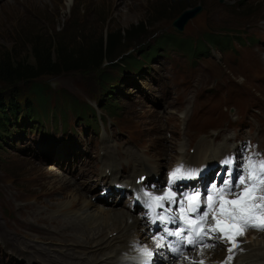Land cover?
<instances>
[{
  "label": "rangeland",
  "instance_id": "obj_1",
  "mask_svg": "<svg viewBox=\"0 0 264 264\" xmlns=\"http://www.w3.org/2000/svg\"><path fill=\"white\" fill-rule=\"evenodd\" d=\"M212 1L172 0L171 2H164V9L160 10L159 0H0V60H5L8 55L11 57L12 63H21L22 65L35 68L37 58L34 53V47L38 45H44L47 50L52 46L53 50L60 49L67 52H73L72 49L87 51L89 46L96 44L97 41H105L110 32L121 30L124 33V30L131 25L143 21V29L137 37L139 40L148 41L150 43L148 48L137 51L139 47L136 43L137 40L133 41L135 37L127 43V45L129 44L128 53L134 54L133 57L135 58H140L146 51L155 50L163 34L172 32L169 28L172 27L174 19L186 8H190L193 5H201L204 9L203 3L209 2L208 13L202 18L201 23L191 24L190 30H197L203 22L222 21L225 18L226 7L216 6ZM218 1L225 2L226 0ZM229 1L230 4H233V6L231 5V10L234 13L232 23L228 25L230 33L236 34L242 31L245 34H250L255 32L259 38L253 43L251 49H237L241 60L239 68L234 73L243 74L246 71L249 60L254 57L253 54L257 52L260 59L261 54L264 52V26L259 23L260 20H264V0ZM243 2L251 3V11L243 9L245 5ZM155 11L157 13L165 12L158 15L161 18L157 20V16L153 17ZM252 11H255L253 19H241V15H246L247 17ZM147 18H149L148 21H144ZM254 36L255 34L250 35V37ZM207 42L213 45V42L209 40ZM258 46H261V49H258ZM233 57L234 54L231 58ZM244 57L246 58L244 59ZM212 59L215 60V67L223 65L225 70L230 71V64H225L218 54L213 53ZM107 63L105 61L100 66L64 71L59 75H52V77L43 76L40 77L43 80L33 82L45 84L46 89L43 91V95L49 94L51 102H53L55 95L58 94L82 98L91 97L98 105L103 104L109 96L115 97L114 101L118 105L120 113L108 114L105 110L107 132L100 131V116L103 113L99 110L98 119L94 118L91 121L94 127L86 126L87 122H83V117L77 116L74 112H69L67 123L62 121L55 126H52L50 122L48 124H38L39 130L43 126L49 131L34 134L31 131V124H19L16 128L17 130L23 129L22 133L14 131V136L9 138L0 137V179H5L11 185L14 178H21L25 173H29L34 178L29 184L32 185L37 181L36 176H39V173H43L42 181L40 182L41 189L38 191L33 188L18 187L17 185L14 187L13 184V192L15 188L17 189L15 199L20 201L15 203L14 207L20 215L15 217L14 222L6 219V222L3 223L0 219V241L2 243L0 253L4 251L6 254V249H11L27 259L26 255H28L29 251H45L52 255L48 256L59 260L58 255L60 253H64L67 248H72V246H67L66 242L67 240L76 241L75 234L64 238L62 240L64 245L61 247H52V244L40 242L46 236L42 235L38 238L32 231H29L27 235L21 231L22 228L37 231L39 228H44L45 224L49 226L52 224L51 221L59 218V215L52 217L55 213H60L61 216L64 215L60 212L61 208L64 206L67 209L73 207L72 204L64 202L65 197L69 195L68 191L65 188L58 187L61 175L54 170L46 172L52 170V167L55 166L53 163L70 165V168L76 171L77 168L80 169V164L84 162V172L92 175L90 174L89 177V175L82 174V176L88 177L86 178L87 180L96 179L95 165L101 167L99 162L101 158L99 156L95 157L93 151L101 148L103 142L108 141L109 138L110 142L107 143L115 144L121 139L123 142L139 149L147 142L158 145L162 143L164 146L166 143L165 136L170 134V131H164L168 127L174 134L170 142L176 143L178 141L177 132L179 127L185 139L190 136L186 128L189 117H192V122H195L196 125L204 126L207 122L209 110L218 99L221 100V109L226 112H229L235 104V100L224 98L221 94L214 92L215 89L208 86L216 78V73L213 69L205 72V81V77L200 75V63L198 61L195 63L191 62L185 54L172 47L164 49L163 46H159L158 53L154 55L147 65H143L140 70L130 65L112 69V64L109 65ZM106 70L112 71L113 75L109 83L110 86L107 87L100 79V76ZM263 74L262 70L253 69L249 87L253 86L260 91L261 83L257 80L259 77L254 78V76ZM114 78L116 82L113 81ZM217 81L222 84L223 88L234 93L237 99L240 98V94L244 93V91L237 92V90L232 88L234 81L227 73L219 75ZM16 91L20 92L22 102L26 101L28 96L36 99L30 85L22 82L0 83V96L1 94L9 95ZM91 92H93V95H90ZM261 95L264 96L262 93ZM35 106L37 112L44 119L47 118L48 114H52L56 110L54 105L45 104L44 100L35 103ZM243 107L245 110L249 108L250 110H256L252 98L244 99ZM57 112L60 116L63 115L61 108L57 109ZM223 116L224 114L219 111H211L209 118L217 123ZM108 117H113L114 121L110 123V126ZM262 122L264 124V120ZM222 129L228 130L227 127L220 130ZM248 131L253 135L256 134L257 136H255L264 144V129L248 128ZM104 137L106 140L103 139ZM169 147L170 145H166L158 149L149 145L143 154L136 151L139 155V161L143 159L148 162V166L155 168L153 177L159 176L161 170L169 164V160L164 159L165 155L168 154ZM220 147L217 146L213 149L219 150ZM128 148L130 147H120L117 152L121 155V152H125ZM111 151L112 156L116 157V152L113 148ZM125 157L128 158L127 155ZM31 160L38 161L33 162L31 167L37 169L39 173L26 167L28 161ZM106 161L116 163V159L110 160L107 158ZM61 165L58 166V169L62 172ZM209 166H211V163H209ZM80 171L82 172L83 170L81 169ZM117 171L116 177L118 180L127 182L131 179L130 176L125 179V174L121 173L120 169H117ZM52 175H55L56 178L52 179ZM101 175V180L112 186L111 192H117L113 187V177L102 173ZM95 182L96 180H89L91 184ZM98 182L100 183V181ZM95 186L97 184L89 188L86 185V189L88 188L87 191H89ZM84 190L78 182L73 185L71 191L72 193L74 192L73 194H78ZM99 191V188L94 190V192ZM4 194L5 192L0 186V198ZM84 194L87 196L84 199L85 201L93 200L88 193ZM70 197L72 196L69 195L65 200ZM73 198L75 199V197ZM82 200L73 207L72 212L79 211L76 209L79 206H81V209L83 208ZM5 201L13 203L10 198L5 199ZM107 201L98 205L106 208L115 207L113 204L105 206ZM118 206H123V199L118 201ZM122 210L126 211V213L128 210L131 211L130 209ZM83 212L84 216H91L92 214V211L83 210ZM79 213L82 214L80 211ZM98 218L99 216L90 217L91 222L95 220L94 227H98L96 225ZM114 223L110 225L112 230H106L104 234H110L116 230L113 226ZM112 247L114 248L115 246ZM118 248L119 245L113 249L115 254L117 252V255H126L124 252L119 251ZM19 250L23 252L21 253ZM9 255H11L9 259L12 257V260L21 261V258L11 253ZM69 255V258H65V253L61 256L64 258V262H61V264H82L78 260H72L70 253ZM6 257L7 254L3 260L0 259V264H9ZM41 258L42 256L40 260ZM157 258L160 260V256H157ZM39 264L41 263L39 262Z\"/></svg>",
  "mask_w": 264,
  "mask_h": 264
},
{
  "label": "snow or ice",
  "instance_id": "obj_2",
  "mask_svg": "<svg viewBox=\"0 0 264 264\" xmlns=\"http://www.w3.org/2000/svg\"><path fill=\"white\" fill-rule=\"evenodd\" d=\"M222 163L227 166V178L219 186L213 183L207 194L193 191L185 193L179 200L176 199V192L169 194L167 190L162 196H153L152 192L144 194L153 197L157 206L161 208H164V205L159 203L162 200L178 205H182L184 200L188 201L189 215L186 217H178L171 207L164 209L165 212L172 213L167 219L163 212L156 214V219L152 220V223L159 221L165 225L169 222L176 224L179 219L187 222L175 230L165 226L161 239L169 236L176 239L167 245L157 244V247L166 246L177 256L188 248L198 249L197 255L203 256L206 250L210 251L218 245H224L226 255L217 264H232L236 253L243 251L241 238L245 230L255 228L264 231V203H257L264 201V156L252 153L243 157L239 174L233 172V165L236 163L234 157L226 158ZM199 174L200 170L185 169L184 165H179L169 174L168 187L171 188L177 179H195ZM226 194L233 198H226ZM145 203L152 207L147 201ZM217 203L218 209L215 208ZM173 244L177 246L173 247ZM139 251L146 257L154 255L147 247L140 248ZM183 258L189 260L190 264H208L204 259L187 256ZM139 264H150V260H141Z\"/></svg>",
  "mask_w": 264,
  "mask_h": 264
},
{
  "label": "bare ground",
  "instance_id": "obj_3",
  "mask_svg": "<svg viewBox=\"0 0 264 264\" xmlns=\"http://www.w3.org/2000/svg\"><path fill=\"white\" fill-rule=\"evenodd\" d=\"M258 49H261V46H258ZM253 56L254 57H252L249 60V64L246 68V71L243 72L245 76V82L243 83V88L248 87L250 85V81L253 75V69L257 68L264 72V67L262 66L260 62L257 52H255ZM245 58L246 57H244V59ZM235 73H238V72H235ZM257 80L259 81V83H261L260 91L262 94H264V74L261 75ZM226 132L227 131L225 129H222L217 133H214L212 131H207L206 137L209 141H212V140L216 141V140L221 139L225 135ZM240 133H243V130L240 131ZM105 142L107 143V141ZM111 149L112 148L109 145L105 146L104 154L110 160H115L116 157L112 156ZM226 151H227V145L224 144L219 148V150L213 149L207 159L219 158ZM116 154L119 156V158H124L127 155L129 158L128 163H127L128 165H130L132 161H137V164L140 166L139 167L140 169H145L150 174L152 175L154 174L155 168L148 166V162L147 161L145 162V160L143 159L139 161V155L136 151L128 148L125 150V152H121V155H119L118 152ZM111 163L115 165H112ZM153 164L155 166L154 162ZM61 167L63 169L68 168L66 165H63V164L61 165ZM124 167L125 165L122 166L123 169ZM117 169H119L117 163L106 161L103 170H101V173L106 176H112L113 185L115 182H121V183H126V184L134 183V179L132 178L128 180L127 182H124L123 180H118V178L116 177V173L118 172ZM59 175H61L59 177V181H61V185L58 186L59 188H65V186H71L74 183V179L72 177H69V176L65 177V175L62 173L61 174L59 173ZM69 192L70 191H68V193ZM74 197L75 199L72 198L70 202H68L69 204H72L73 207L76 204H78L81 199H83L82 203L84 204L82 210L88 211V207H90L93 204L92 200L91 201L84 200L85 197H87L85 194L78 193V196H74ZM73 207L67 209V207L64 206L63 208H61L60 212L63 213L64 215L61 216L60 213L59 214L55 213V215L52 217H56L57 215H59V218L55 219V221H51L52 224L49 226L45 224L44 228H39L37 231L31 230V229H24V228H22L21 231L26 235L29 233V231H32L37 235L38 238L42 235L46 236V238L43 241L39 240L40 242H44V244H55V243L63 244L62 240L64 238L75 234L74 236L76 238V241L67 240L66 245L68 244L74 245L78 243H84V244L90 243V245L94 247L95 250H102L104 248H109V247L113 248L112 246L117 247L119 245V248H118L119 251H122L126 254V255H120L119 257L117 255V252L114 255L106 256V257L99 256L97 254H92L89 256V255H86L83 250H80V249L76 250L73 246L72 248H67V250L64 252L66 255L65 258H69L70 257L69 253H70L72 256V260L74 261L78 260L79 262H82V264H97L98 261H101V260L104 261V264H124L127 258L130 256L126 252L130 248V242L132 241V239L135 236L146 238L145 236L146 225L132 211L128 210L126 213V211L119 209V208H115V207L106 208V207L97 205L96 208H93L91 216L90 215L84 216L83 213L85 214V212L83 213L81 212L82 214H80L79 211L72 212ZM105 211L106 213L117 212V215L113 219H110L105 214ZM93 216L101 217L100 223L96 224L98 227H94L93 225L95 220L92 222L90 221V217L92 218ZM109 221H111V223H109ZM113 223H114L113 226L116 228V230H114L116 231V234L115 235H110L109 233L104 234L106 230H112L110 225ZM252 232L253 231L246 232L245 235L241 238L244 241H246L248 238L249 241L245 244L247 253L238 255L237 263L260 264L258 263V261L264 259V254H263L264 233L253 232L254 235H251L248 237V234ZM76 233H79V234H76ZM22 252L23 251H21V253ZM64 253H60L61 255L60 254L58 255V258L60 259L57 260V259H53L52 257H50L52 255H50V253H47L45 251H36V252L29 251L28 255H26V258L28 260H38L41 264H61V262H64V258L61 257L63 256ZM197 253H198V250L194 252V255H190V257H194L195 259L202 258L206 260L208 264H217V262L220 261L221 258L226 255L225 249L222 245H219L215 249L210 250V251L206 250L205 255L203 256L197 255ZM161 255H164V250H159L158 256H161ZM5 256L6 254L4 251L0 253L1 260H3ZM41 256L42 258L40 260ZM156 259L160 261L157 257ZM175 264H178V263H175ZM181 264H190V261L184 260Z\"/></svg>",
  "mask_w": 264,
  "mask_h": 264
},
{
  "label": "trees",
  "instance_id": "obj_4",
  "mask_svg": "<svg viewBox=\"0 0 264 264\" xmlns=\"http://www.w3.org/2000/svg\"><path fill=\"white\" fill-rule=\"evenodd\" d=\"M160 10L164 9V2H171L172 0H159ZM157 4V3H156ZM251 6L244 5V10L251 11ZM161 13L153 14V17L163 14ZM161 17H158L159 20ZM147 18L144 21H148ZM144 26L143 21L137 24L131 25L129 28L124 30H114L110 32L105 41L99 40L96 44L89 46L87 51L82 49L73 50L70 52L63 51L60 49H50L47 50L44 45H38L34 47V53L36 55V67H29L22 65L21 63H16L11 60L10 56H6L5 60H0V83L2 82H22L24 84L30 85L32 92L35 95L41 97L43 91L46 89L45 84L33 83L36 81L43 80V76L59 75L64 71L69 70H82L89 68L91 66H100L103 62L107 61V64H112V69L117 67H122L123 65H130L136 67L139 61L138 58L133 57L134 54L128 53V41L133 37L137 40L138 50L141 51L147 49L149 46L148 41L139 40L137 35L141 32ZM136 48V47H135ZM141 49V50H139ZM146 54V53H145ZM113 78L112 71H104L100 76L103 84L107 87L110 86L109 83ZM118 78V77H117ZM116 78V79H117ZM116 81L115 78L113 80ZM32 100L28 98L26 103H30ZM21 96L20 92L16 91L12 94L0 96V135H5V125L11 117L16 116L17 112L20 110Z\"/></svg>",
  "mask_w": 264,
  "mask_h": 264
}]
</instances>
